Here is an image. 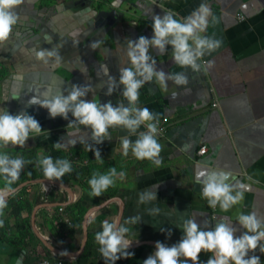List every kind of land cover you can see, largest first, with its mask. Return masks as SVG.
<instances>
[{"label":"crops","instance_id":"1","mask_svg":"<svg viewBox=\"0 0 264 264\" xmlns=\"http://www.w3.org/2000/svg\"><path fill=\"white\" fill-rule=\"evenodd\" d=\"M113 3L23 0L10 9L16 23L8 39L0 42V68L8 72L0 79V113H26L42 123L63 118L64 114L52 117L48 108L32 103V97L41 101L68 97L75 86L84 92L75 103L94 101L100 107L110 103L115 109H129V120L137 118L135 109L147 107L153 117L138 126L110 125L107 135L94 138L92 126L80 124L74 116L73 103L66 116L70 121L40 133L30 130L24 145L14 149L0 143V156L23 161L19 178L9 186L11 177L0 174V196L6 204L0 221L8 227L0 235V264H144L155 257L157 242L178 246L186 238L183 225L189 219L204 231L228 223L236 229L234 237H240L247 231L237 219L240 213L264 217V0H120L115 8ZM201 3L211 7L217 21L209 17L207 30L198 34L222 41L211 54L205 52L202 58L207 65L198 72L191 66L182 68L175 62L171 44L166 43L163 51L149 45L148 63L155 59L154 71L165 73L167 88L153 76L138 89L136 102L123 105L125 85L120 78L121 69L132 67L129 41L138 43L148 32L152 39L154 16L163 19L172 13L183 22ZM189 44L195 47L191 39ZM40 50L57 55L39 60L35 53ZM177 74L187 77L188 83L177 85L169 78ZM136 79L144 77L137 74ZM157 122L165 126L164 132L153 133L161 145L159 165L137 159L132 151L136 141L149 134L148 125ZM124 140L130 142L127 155ZM57 142L67 155L71 148L89 144L96 163L116 161L112 187L93 196L92 190L74 180L30 178L43 157L56 154ZM203 144L207 152L200 155ZM77 162L88 164L87 159ZM202 171L227 173L224 182L236 186L232 195L241 191L243 200L227 211L218 204L213 218L202 195L199 181L206 178ZM13 199L26 203H14L9 209ZM77 202L85 209L83 215ZM15 209H21L19 218L12 213ZM64 218L75 223L73 233L59 227ZM105 222L128 229L123 238L129 247L118 252L120 259L115 261L101 254L96 240ZM124 252L132 255L125 258ZM253 255L264 264L259 247L249 250L245 259ZM213 256L202 249L199 264ZM188 264L193 262L189 259Z\"/></svg>","mask_w":264,"mask_h":264},{"label":"clouds","instance_id":"2","mask_svg":"<svg viewBox=\"0 0 264 264\" xmlns=\"http://www.w3.org/2000/svg\"><path fill=\"white\" fill-rule=\"evenodd\" d=\"M21 3H23V0H0V42L8 39L12 31V25L16 23V17L10 9ZM119 4L120 0H114L113 7H118ZM209 17L217 21L207 3H201L197 9L184 18L183 22L176 19L172 13H166L163 19L159 15L154 16L152 24L154 37L149 40L144 36H140L139 42L135 44L129 41L127 55L131 60L132 67L121 69L122 75L120 78V82L126 86L124 95L130 101L136 102L139 97L138 89L146 80H151L153 76L156 77L162 88H167L165 73L154 71L155 59H153L152 64L148 63L150 59L148 54L149 45L156 46L163 51L166 43L171 44L173 46L172 55L176 64L182 68L191 66L194 71H200L197 60L201 59L206 51L211 54L222 43L221 40L198 34V30L200 33L207 30ZM170 37L171 39H169ZM190 39L195 45L194 48L192 44H189ZM91 47L95 48L96 42ZM35 55L37 59L45 60L46 56L52 57L57 53L55 51L40 50ZM45 62L47 63V61ZM58 62L59 57H57ZM209 66H211V63ZM104 67L105 73H107V66ZM137 74L143 76L144 80L136 79ZM169 78L174 79L177 85L188 83V78L183 75L177 74ZM82 95H84V92L74 86V90L68 97L57 96L54 99L43 101L37 97H32L31 102L39 103L42 107L48 108L52 117L57 114H64L66 117L70 105L75 103ZM135 111L137 112V118L129 120L127 119L129 109H115L110 103L100 107L94 101H80L75 103L73 114L80 124L91 125L93 137L99 138L107 135L108 126L110 125L138 126L141 122L150 121L153 117V113L147 107L135 109ZM148 127L149 134L143 135L141 139L136 141L132 149L133 155L137 159L147 158L159 165L161 161L157 158L161 151V145L153 135L156 132V126L150 123ZM30 130L34 133L41 132L39 122L34 117L26 113L18 115H12L8 112L0 113V141H3L4 144L11 142L14 145H24L29 138ZM129 145L130 142L124 140V155H127ZM54 147L59 150L64 145L57 142ZM95 155L99 159L100 153L98 151ZM40 163L43 166L44 175L48 179L53 177L59 179L65 173L71 171V165L66 160H57L54 164L52 158L48 156L43 157ZM9 164L11 167L8 166ZM22 164L23 161L19 158L10 161L6 155L0 156V174H7L11 177V180H7L8 186L12 181L19 178V170ZM115 171V168H112L111 174H114ZM200 175L206 177L202 181H199V177H197V180L203 184L202 195L208 199L210 207L215 208L219 204L221 209L227 211L243 200L241 191H238L236 195H232L233 188L236 186L224 182L228 179L227 173L202 171ZM113 183L111 175H103L99 180L94 177L89 181L92 187L91 195H100L102 189L106 190ZM150 198L155 197L150 194ZM144 199L145 197L142 195L140 201L143 202ZM5 206L4 198L0 196V211ZM237 219L247 229L240 237H234L236 229L228 223L221 222L217 224L214 230L204 231L201 230L194 219H189L183 225L186 238L178 246L172 247H166L163 243L157 242L158 251H156L155 257L150 256L144 261V264H158V262L159 264H188L189 259L193 264H199V253L202 249L214 253V256L206 261V264H230V262H234V264H260V257L257 255H253L248 259H245V257L248 255L249 250L255 251L258 247L260 252L264 253V244L260 243L264 241V217L258 218L255 212H251L247 215L240 213ZM127 231L128 229L124 227L116 229L115 223H104L103 232L96 234V240L102 246L100 252L105 258H110L113 261L120 259V256L116 254L129 247V244L123 238V233ZM130 255L132 253H123L125 258ZM181 256L185 259L180 260Z\"/></svg>","mask_w":264,"mask_h":264},{"label":"trees","instance_id":"3","mask_svg":"<svg viewBox=\"0 0 264 264\" xmlns=\"http://www.w3.org/2000/svg\"><path fill=\"white\" fill-rule=\"evenodd\" d=\"M7 69L6 68H0V79L4 78L7 75ZM15 147H19V145H14ZM82 147H74L71 148V153L69 155L65 154L62 150H58L55 149V154L54 156L52 155L51 158L53 160V163L55 164L57 160H66L69 162V164L71 165V171L65 173L61 179L63 181H69V180H74V183L83 185L87 188V190L91 191L92 187L89 184V181L91 179H93L94 177L99 180V178L103 175H111V178L114 179L116 176V172L114 174H111V169L112 168H117L116 161H103L100 160L99 164L96 163V160L92 158V153H93V148L91 147V145L89 144H85V145H81ZM72 155V157L69 159V156ZM73 157H77V161L79 159L81 160H88V164L87 165H83L80 166L78 164V162L75 164L72 163L73 161ZM12 160V159H11ZM98 161V159H97ZM59 167V165H57ZM32 169V168H31ZM30 178H37V177H41V178H45L44 172H43V166L40 165L39 168L36 171H31V173L29 174ZM20 176V173H19ZM113 185V184H112ZM112 185L109 186L112 187ZM10 204L8 205V208L11 209L14 206V203H26L25 199L22 200H15L13 199L12 201L9 202ZM75 206L77 207V211L83 215L85 212L84 207L77 202L75 204ZM20 212L21 209H15L12 211V213L14 214V216H16L17 218L20 217ZM1 222V221H0ZM0 224H4V223H0ZM59 227H63V231H67L69 234L74 232V227H75V223H71V225L66 224L63 220L59 221ZM8 227L6 226V224H4V226H0V235L4 236V234L7 232ZM24 234V233H23ZM26 234V233H25ZM31 235V234H30ZM33 237V235H31ZM90 250L89 245L86 248L85 253H88Z\"/></svg>","mask_w":264,"mask_h":264},{"label":"water","instance_id":"4","mask_svg":"<svg viewBox=\"0 0 264 264\" xmlns=\"http://www.w3.org/2000/svg\"><path fill=\"white\" fill-rule=\"evenodd\" d=\"M151 35H152V32H148L145 37L150 40L151 39ZM125 91H126V86H125L124 92ZM122 99L124 100V104L123 105H127L128 106L129 99L124 95V93H123ZM65 120L70 121L71 118L70 117H63V118H60V119H51L50 121H47V122L46 121H44L43 123L39 122V125L41 127V130L52 129L54 127L62 125V123ZM0 143H3V141H0ZM2 147H5L7 149H14V144H12L11 142H9L8 144H4L3 143Z\"/></svg>","mask_w":264,"mask_h":264},{"label":"built area","instance_id":"5","mask_svg":"<svg viewBox=\"0 0 264 264\" xmlns=\"http://www.w3.org/2000/svg\"><path fill=\"white\" fill-rule=\"evenodd\" d=\"M239 18L240 19H243L244 17L241 15H239ZM197 64H199L200 65V70H202V67H204V66H206L207 65V60L206 59H203V58H201V59H198L197 60ZM214 106H217L218 104L217 103H214L213 104ZM153 125H155L156 126V132L155 133H158V132H164L165 131V126L164 125H162L161 123H156V124H153ZM207 152V146L205 145V144H203V145H201V147H200V149L198 150V153L200 154V155H202V154H205ZM75 161H76V163H77V159H75ZM203 189V188H202ZM218 205V204H217ZM217 205H216V207L215 208H213V207H211V212H212V217L213 218H215V215H214V211L216 210V208H217ZM64 210V208H61L60 209V211H63ZM66 224H68V225H71V220H69V219H67V218H64V220H63ZM60 264H62V263H60Z\"/></svg>","mask_w":264,"mask_h":264},{"label":"rangeland","instance_id":"6","mask_svg":"<svg viewBox=\"0 0 264 264\" xmlns=\"http://www.w3.org/2000/svg\"><path fill=\"white\" fill-rule=\"evenodd\" d=\"M79 165H80V166H83L84 164L80 163ZM85 165H87V164H85Z\"/></svg>","mask_w":264,"mask_h":264}]
</instances>
